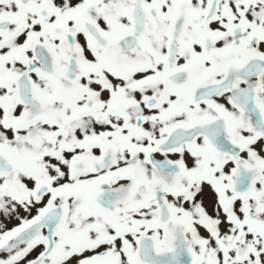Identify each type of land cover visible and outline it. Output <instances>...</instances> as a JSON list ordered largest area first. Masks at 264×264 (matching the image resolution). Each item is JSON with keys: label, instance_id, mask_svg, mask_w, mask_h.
<instances>
[{"label": "snow or ice", "instance_id": "snow-or-ice-1", "mask_svg": "<svg viewBox=\"0 0 264 264\" xmlns=\"http://www.w3.org/2000/svg\"><path fill=\"white\" fill-rule=\"evenodd\" d=\"M0 264H264V0H0Z\"/></svg>", "mask_w": 264, "mask_h": 264}]
</instances>
